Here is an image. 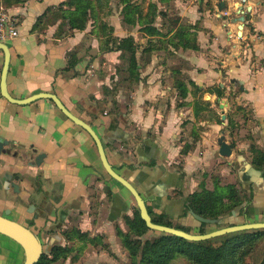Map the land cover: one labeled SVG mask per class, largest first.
Segmentation results:
<instances>
[{
	"label": "crops",
	"instance_id": "obj_1",
	"mask_svg": "<svg viewBox=\"0 0 264 264\" xmlns=\"http://www.w3.org/2000/svg\"><path fill=\"white\" fill-rule=\"evenodd\" d=\"M65 1L6 0L18 30L16 38L4 43L9 52V96L24 100L42 93L55 95L95 131L110 166L134 186L150 217L161 218L171 228L198 234L201 225L190 214L188 197L201 188L227 195L232 187L242 201L217 217H223L222 225L203 224L204 234L232 225L264 223V166L254 165L247 151L251 144L264 149V0H247L244 6L239 0L163 2L179 17L166 39L173 55L167 60L158 55L134 60L133 79L131 60H121L109 31L92 32L89 22L83 31L61 33L55 8ZM113 3L111 10L104 9L112 36L133 37L137 44L139 27L128 30L121 8L116 10ZM49 9L52 13L34 28ZM240 10L245 11V21L238 38L234 22ZM72 52L77 60L67 69ZM175 57L182 60H172ZM3 60L0 51V82ZM178 63L186 64V69H179ZM187 79L199 88H210L211 94L202 98L208 97V108L219 100L217 90L222 96H235L237 104L218 106V123L201 117L195 121L193 106L178 108L176 103V83ZM239 106L251 114L250 120L237 121L250 136L240 134L245 141H238L235 132L225 133V138L231 134L227 143L237 142L231 156L224 158L217 144L228 122L223 118ZM186 116L189 121L184 124ZM0 143V215L9 210L18 222L33 219L39 235L56 218L67 224L76 216L75 225L96 238L92 246L98 249L88 251L83 264H125L127 252L115 230L119 227L126 233L124 220L132 218L137 208L129 192L105 173L96 146L84 130L49 100L17 105L0 91ZM184 147L188 149L182 155ZM6 176L18 177L14 183L19 194L11 187L5 190ZM28 206H32L29 213ZM100 241L108 244L107 251L98 247ZM0 246V264H19L21 258L24 262L17 244L0 236Z\"/></svg>",
	"mask_w": 264,
	"mask_h": 264
},
{
	"label": "trees",
	"instance_id": "obj_2",
	"mask_svg": "<svg viewBox=\"0 0 264 264\" xmlns=\"http://www.w3.org/2000/svg\"><path fill=\"white\" fill-rule=\"evenodd\" d=\"M116 1L117 7L121 8L119 14L124 25L133 28L138 26L140 32L150 35H161L160 30L154 28V26H150V23L154 22L156 15H162V12H157L156 4H149L147 12L143 14L141 4L138 0ZM165 1L167 0H158L159 3ZM108 5L109 0H67L59 4L55 8V12H59V18L61 20L59 28H61V33L70 34L74 30L83 31L89 21H92V32L102 35V27L104 25L97 27L94 18H96L98 11L103 12L104 9H107ZM6 6L5 4L4 8ZM70 9H73V11ZM49 13H52L51 9L47 10L46 13L36 20L34 28H37L43 19L48 18ZM115 43L117 51L121 52L122 58L125 57L126 53H129L131 60L129 71L131 70L130 74L132 79L135 78L136 64L134 60H136V44L133 42V38L126 37L116 40ZM75 60H77L75 52L69 53L67 69H71L75 65ZM190 86L192 87V91H188L182 84L177 88V96L183 101L189 95L194 97L196 94L195 91H200L193 83H190ZM206 92L210 93L209 91ZM221 96L222 92L217 90V97L219 98ZM200 106L198 112L202 110ZM193 112L197 114V108L194 107V104ZM187 149L188 147H184L181 154H186ZM252 154V163L256 166H264V153H256L253 150ZM228 190L227 195H220L215 191L212 192L201 188L198 192L188 197L189 208L202 218L216 219L242 202L232 187H228ZM124 222L128 226L130 233L133 232L137 237L131 238L129 234L117 232L122 248L126 250L130 257V264H171L178 257L183 258L188 264H245V257L250 251V246L261 237H264V230L253 233L240 232L223 236L226 240H223L217 246H211L209 244L211 240L205 242H189L171 235H160L154 240L141 242V237L151 231L146 228L144 222L140 219L138 211L136 210L134 212L132 218H125ZM152 222L157 225L171 227L170 224L163 222L161 218H152ZM175 229L188 233V231L182 228ZM198 234H204L203 224H201ZM67 238L69 240L78 238L81 241L85 238V234L82 235L77 229H71L67 234ZM83 240H86V242L92 245L96 243V238L87 237ZM71 250V248L62 250V256L67 257ZM51 254L54 257H59L56 250H53ZM47 262L50 261L45 256H42L36 264H47ZM259 264H264V258Z\"/></svg>",
	"mask_w": 264,
	"mask_h": 264
},
{
	"label": "rangeland",
	"instance_id": "obj_3",
	"mask_svg": "<svg viewBox=\"0 0 264 264\" xmlns=\"http://www.w3.org/2000/svg\"><path fill=\"white\" fill-rule=\"evenodd\" d=\"M113 2H115V3H113ZM116 2H117L116 0H109V5H108L106 10H111L112 3L115 6L114 8L116 10H118L120 7H117ZM138 2L141 4V9H142L143 14H145L147 12L149 4H156L157 12L158 11L162 12L161 16L159 14L156 15V18H154V22L150 23V26H154V28L161 31V33H160L161 35L160 36L150 35L148 33H144V32L139 31L140 34L137 35V44H136L135 39L133 37H131V38H133V42L136 44V55H135L136 57H135V59L136 60H151L152 55H158V56L165 57V59L167 60L168 57L170 55H173V54L168 49L169 46H168V42L166 39L169 38L168 36L171 33V31L169 29L173 30L177 26L176 22L178 23L179 17L176 15V12L174 11V9L172 7L168 8V5L163 6V3H159L158 0H138ZM5 4H6V0H0V7L4 8ZM164 8L166 10L165 12H163ZM4 9H6V8H4ZM104 13H105L104 11L103 12L98 11L96 18H94L96 26L98 27L99 25H101V26L104 25L102 27L103 32L107 33L109 31L110 34L108 35L109 36L108 38L110 39L111 42H113V41L115 42L116 40H118V38H114L112 36L113 28L108 26V23L105 21L108 18L107 17L108 13H106L105 15H104ZM147 19L149 20V18H147ZM89 22H92V21H89ZM182 24L183 23H181V26H182ZM126 28L128 30L134 29L133 27H129V26H127ZM170 37H173V36H170ZM174 56H176V55H174ZM121 60H130L129 53H126L124 58L121 57ZM172 60H182V59H180V58L176 59V57H175ZM177 67L179 69L182 68V71H183V68L185 67V69H186L187 66H186V64L184 65L181 63V65H179V63H178ZM185 76H187V75L185 74ZM185 76L183 75V77H181V78L186 79ZM186 81L187 82H177L176 87L178 88L179 85L182 84L186 87L187 90L189 87L190 90L192 91V87L190 86V83H193V82L190 80L188 81V79ZM116 83H118V82H116ZM131 85H133V84H131ZM197 88L201 92L195 91L196 94L194 95V97L191 95V97H193V98L190 99V97H189V98H187L188 101L184 102L181 98L178 97L177 101H176L178 108L179 107L181 108V106H188V105L191 107L194 104V107L197 108V114H194V112L192 114L195 117L194 118L195 121L198 120L199 117H201L202 119H206L209 122H213V123L217 122L218 123V122H220V116L216 112L218 109V106L220 104H222V105L228 104L229 105L232 102L234 105L237 104V101L235 100V96H233V97H232V95L221 96L218 98L219 100L213 101V105H215V106L210 109L208 107L211 105V103L208 102V100H209L208 97H207L206 101L202 100V98L204 97V94L208 93L206 91H209L211 93L210 88L209 87L208 88H204V87L199 88L198 86H197ZM215 88L216 87L213 86V89H215ZM221 99H224L223 103H222ZM197 104L198 105L202 104L201 105L202 110L200 109L201 110L200 112H198ZM208 104H209V106H208ZM250 115L251 114L242 106L236 107L235 111H233V113L228 111L226 114V116H227L226 119H223V121H225V120L228 121V123L224 127V136H225V133L227 135V132H229L230 130H231V132H230L231 134L233 132H235V137L238 138V141H240L239 138H241L242 141L244 140V138L241 137L240 134L241 135L243 134L246 137H248V135L250 136V133H246V132H244L245 134L243 133L244 128H241V124L239 125V123L237 122V121L250 120ZM187 118H188L187 116L182 117V121H184V124H186L185 123L186 121H189ZM236 122H237V126H236ZM231 134L229 135L230 139H231ZM229 138L226 137L225 140L229 141ZM230 142L232 143V145H234V147L236 146V142H237L236 139H234V140L232 139V141H230ZM256 147H257V145L251 144L250 146L247 147V151L249 152V150H251L253 152V150H255ZM16 196H18V195H16ZM17 201H19V200L16 199L15 203H17ZM9 203L12 204L13 202L9 201ZM31 211H32V209L30 207H28L26 209V212H28V213ZM12 217H14V215H9V218H12ZM72 218H74V219H72ZM72 218L69 221L70 224L69 223L61 224L60 228H57L55 225H53L51 223V225H49V229H47L41 235L42 246H43L42 256H45V258H47V260L50 261V262H47V264L48 263L49 264H83L88 259V254H90V253H88V251L93 252V250H98L96 248L97 246L96 247L92 246V244H90L89 242H86V240H83L87 237L88 238H92V237H91V234L89 233V231H86L85 228L79 229L78 226L75 225L76 223L78 224L79 218L76 216H74V217L72 216ZM125 228H126L125 229L126 233L122 232L119 227H116L115 234L118 235L117 232L119 231L122 234H129V236L131 238H137L133 232L130 233L129 228L126 224H125ZM71 229H77L78 232H80L82 235L85 234V238H83L81 241H79L80 239H78V238L73 239V240H69L67 238V234L70 232ZM208 230H212V228L209 227ZM258 231H263V230H258ZM258 231H250V232L253 233V232H258ZM54 234H57L60 237L59 241L57 240V241L47 242L45 240L47 238V236H48V238H50ZM233 234H235V233H233ZM159 236H160V234L151 231L149 233H146L143 237H141L140 240H141V242L147 241V240L151 241V240L158 238ZM118 239L120 240L119 237H118ZM223 240H226V239H225V237L221 236L218 238L211 239L209 244L211 246H217V245H220L223 242ZM99 245H101V246H98L101 250L107 251V248H109V246L106 242L101 243V241H100ZM48 247L51 248L52 251L56 250L58 252L59 257L52 256V254H51L52 251L50 253H46V249H48ZM66 248H71L72 250H71V252L68 253L69 255L67 257H64V256H62V250H65ZM263 258H264V237H261L260 239L255 241L252 244V246H250V251H249L248 255L245 257V264H259ZM22 262H23V258L20 259L19 264H22ZM124 263L130 264V257L128 255V253H126V256L124 258ZM171 264H188V263L183 258L178 257Z\"/></svg>",
	"mask_w": 264,
	"mask_h": 264
},
{
	"label": "water",
	"instance_id": "obj_4",
	"mask_svg": "<svg viewBox=\"0 0 264 264\" xmlns=\"http://www.w3.org/2000/svg\"><path fill=\"white\" fill-rule=\"evenodd\" d=\"M219 11H222L221 8L218 7ZM249 11V9L247 10ZM240 16L235 20L234 23L238 24V38H241L242 36V29L244 26V12L239 11L238 15ZM0 51L4 54V60L1 70V82H0V91L3 98H5L8 102L17 104V105H28L31 104L37 100L40 99H46L51 101L54 106L61 112L62 115H64L67 119H69L71 122H73L75 125L79 126L82 130H84L92 139L94 142L97 153L99 156V160L101 162L102 168L104 169L105 173L114 181H116L118 184H120L123 188H125L129 194L134 199L136 208L139 213L140 219L144 222L146 228L149 231L158 233L160 235H171L178 238H181L185 241L189 242H205L209 241L214 238H218L221 236L233 234V233H239V232H250V231H258V230H264V223H244L239 225H232L228 227H224L218 230H215L210 233L206 234H190L186 233L181 230H177L171 227L163 226V225H157L152 222V219L147 211L146 205L140 194L137 192V190L132 186V184L127 181L125 178L120 176L118 173H116L112 167L110 166L106 154L103 148V145L98 137V135L95 133V131L85 122L74 116L72 113H70L65 106L61 103V101L53 94H37L34 96H31L29 98H26L24 100H14L12 99L7 90H6V76L8 72V64H9V52L5 44L0 43ZM235 81L232 80V83ZM219 107L222 109L223 105L220 104ZM217 144L219 146L218 154L221 157L228 158L232 154V149L225 141V138L223 135L220 136L217 140ZM2 148V143H0V151ZM38 160H36V163ZM254 170V169H253ZM254 172L261 174L260 171L254 170ZM18 180V177H14V181L12 182H6L5 184V190L8 189V187H11L14 192L18 193V186L14 183ZM10 214L9 210H5L4 215H0V235L12 240L15 244H17L24 253V262L23 264H36L41 255H42V247L40 244L39 239L36 237V235L30 231L29 229L23 227L22 225L18 224L15 221H12L8 219V216ZM192 217L197 221L198 225L204 224V225H222L223 217L217 218V219H206L202 218L201 216H198L194 214L193 212H190Z\"/></svg>",
	"mask_w": 264,
	"mask_h": 264
},
{
	"label": "built area",
	"instance_id": "obj_5",
	"mask_svg": "<svg viewBox=\"0 0 264 264\" xmlns=\"http://www.w3.org/2000/svg\"><path fill=\"white\" fill-rule=\"evenodd\" d=\"M239 1L243 6L247 2V0ZM17 36L18 30L16 28V18L7 9L0 7V43L4 44L7 41L13 40ZM244 47L248 46L245 44Z\"/></svg>",
	"mask_w": 264,
	"mask_h": 264
},
{
	"label": "flooded vegetation",
	"instance_id": "obj_6",
	"mask_svg": "<svg viewBox=\"0 0 264 264\" xmlns=\"http://www.w3.org/2000/svg\"><path fill=\"white\" fill-rule=\"evenodd\" d=\"M239 109V108H238ZM223 119H225V117L223 118ZM228 123V122H227ZM224 136V135H223ZM220 138V137H219ZM224 138H225V136H224ZM230 145V147H231V149L234 147V145H232V143L231 144H229ZM249 152L251 153V156L253 155L252 154V152H251V150H249ZM255 152L256 153H264V149H260V148H258V147H256V149H255ZM14 177L15 176H13V177H11V176H6V180H7V182L9 181V182H11V181H14ZM29 207V206H28ZM30 208L32 209V206H30ZM2 215H4V214H2ZM10 215V214H9ZM8 219H10V220H12V221H15V222H17L18 224H20V225H22L23 227H25V228H27V229H29L30 231H32L35 235H36V237L39 239V241H40V244H41V247L43 248V246H42V239H41V235H39V233H36L35 232V225H34V220L32 219V220H21L22 222H18V221H16V220H14L13 218H9V216H8ZM152 219V218H151ZM63 223V221H62V219L61 218H56V220H55V222H53L52 224L53 225H55L57 228H60V226H61V224ZM0 236H2V235H0ZM4 237V236H3ZM6 238V237H5ZM10 240V239H9ZM47 242H51V241H59L60 240V237L57 235V234H54V235H52L50 238H48V236H47V238L45 239ZM12 241V240H11ZM13 242V241H12ZM22 250V249H21ZM43 250V249H42ZM1 251H2V247L0 246V253H1ZM52 250H51V248H49L48 247V249H46V253H50ZM24 254V253H23ZM41 257H42V255H41ZM40 257V258H41Z\"/></svg>",
	"mask_w": 264,
	"mask_h": 264
}]
</instances>
